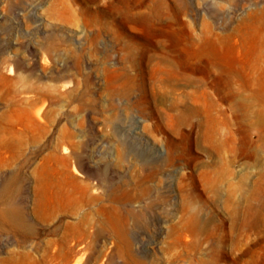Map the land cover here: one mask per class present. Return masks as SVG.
Segmentation results:
<instances>
[{"label":"rangeland","instance_id":"obj_1","mask_svg":"<svg viewBox=\"0 0 264 264\" xmlns=\"http://www.w3.org/2000/svg\"><path fill=\"white\" fill-rule=\"evenodd\" d=\"M259 17L264 0H0V264H264V152L236 151L232 104L168 56L219 77L203 50Z\"/></svg>","mask_w":264,"mask_h":264},{"label":"bare ground","instance_id":"obj_2","mask_svg":"<svg viewBox=\"0 0 264 264\" xmlns=\"http://www.w3.org/2000/svg\"><path fill=\"white\" fill-rule=\"evenodd\" d=\"M183 14L184 11L181 6L178 5L174 8L173 16L175 19H180ZM127 19L130 22L156 30L158 36H170L177 42H184L191 38V35L185 30L174 34L169 32V27L161 24V17ZM258 20L259 31H254L257 27L252 24L246 31L239 32L241 36L233 32L227 35L225 39L219 37V48L214 42L211 48L203 50L204 55L211 59L213 68L219 70V77H216L211 70L202 68V66L187 68L183 62H179L176 54L168 55L175 74L181 77V81L204 90L208 79H211V85L216 88L219 96L232 104L234 116L239 126V133L244 137L236 151L251 160L256 159L261 152H264V49L262 41L264 17H259ZM225 40L226 43H223ZM239 42L245 46L243 56L240 53ZM198 55H195L193 59H199L201 54ZM235 55L238 57H235ZM229 56H234V61L229 59ZM181 69L183 72L179 74ZM188 70L192 74L201 77H193L187 73ZM203 92L205 93V91ZM213 106H216L214 102ZM194 111H199V109H194ZM192 114L193 110L190 109L187 116L191 119ZM226 122L228 121L226 120ZM215 123V132L216 135H219L218 127L221 122L216 118ZM252 130L258 132L259 141L257 144L247 137ZM230 141L235 148L236 139L232 137ZM74 170L76 171V169ZM9 194L10 188L7 186L3 189V196ZM3 216L8 222L22 221V217L15 214L9 202Z\"/></svg>","mask_w":264,"mask_h":264}]
</instances>
